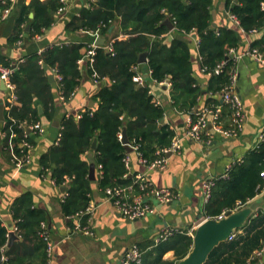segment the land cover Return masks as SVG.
<instances>
[{"label":"trees","instance_id":"trees-1","mask_svg":"<svg viewBox=\"0 0 264 264\" xmlns=\"http://www.w3.org/2000/svg\"><path fill=\"white\" fill-rule=\"evenodd\" d=\"M214 1L90 0L72 16L67 24L69 31H99L106 35L117 24L124 36L114 37L112 51L103 44L94 48L93 61L89 58L87 74L101 84L94 95L97 108L84 111L79 118L64 115L58 142L40 157L42 170L51 171L58 185L68 187V194L61 204L66 216L81 215L83 225L89 218L86 211L92 199V180L90 163L83 158L85 153L94 151L101 170L99 183L102 189L125 188L134 179L128 175L125 160L128 152L120 137L123 130L138 154L148 161L162 156L176 137L174 129L161 124L165 109L154 100L150 87L134 80L142 54H147L152 78L171 83L172 99L178 109L196 118L198 97L209 92L221 94L231 83L237 60L229 51L241 48L244 35L256 30L258 35L252 40L251 48L264 53V0H225L226 10L239 21V26L233 24L232 27L213 23ZM10 5V0H0V20ZM61 5L60 0H22L9 41L22 40L27 26H30L27 32L30 37L43 34L55 21L53 11L57 12ZM31 13H34L33 17ZM167 19L176 25L169 43L166 38L171 31L165 23ZM193 35L198 39L201 68L205 69L204 73L211 72L206 89L200 85L193 64ZM84 46L82 43L49 46L40 53L27 54L16 64L0 56V64L15 66L10 80L15 85L18 101L17 104L6 101V150H9V135L14 133L15 151L19 155L28 152L21 146L23 140L33 145L35 140L34 134L27 135L26 128L41 121L42 117L49 121L56 117L58 106L49 71L53 69L61 75L60 91L66 100L80 86L84 73L79 61L84 59ZM220 63H224L222 70L216 73ZM37 100L42 104L43 112L36 105ZM218 105H221V111L217 119L223 121L224 115L231 118V107L220 99L210 97L206 107ZM34 133L37 135L36 131ZM94 140L97 143L93 149ZM263 173L264 138L241 160L232 163L225 176L214 179L205 216L215 217L248 204L264 188ZM12 211L18 238L10 241V231L0 219V264H48V240L42 228V223L48 220L47 210L35 204L31 193H25L14 200ZM236 233L235 238L217 246L205 264L257 263L259 258L251 257L256 250L264 249V209L259 208ZM192 246V235L186 231L175 232L145 250L140 264H178ZM169 251H174L173 259L164 258Z\"/></svg>","mask_w":264,"mask_h":264},{"label":"crops","instance_id":"crops-1","mask_svg":"<svg viewBox=\"0 0 264 264\" xmlns=\"http://www.w3.org/2000/svg\"><path fill=\"white\" fill-rule=\"evenodd\" d=\"M29 1L26 0V2ZM89 1L68 0L64 12L53 11L55 21L43 34L30 37L27 33L29 31L27 26L24 38L16 43H11L9 38L14 33L15 21L19 12L18 5L22 0H17L10 14L0 20V56L10 61L11 64H16L27 54L40 53L49 46L65 43L85 45L82 48L84 59L79 61L84 78L68 100L61 99L59 79L55 70L49 71V78L50 75L54 76V80L50 79V81L53 83V94L58 106L57 114L51 121L45 117L38 121L44 130L37 135L29 127L26 128L27 133L34 134L35 143L31 150V161L22 165L21 168L16 167L12 150L9 147V150H6L5 147L6 101H9L11 91L1 85L0 104L4 105V119L0 120V219L12 232L15 227L12 204L22 194L31 193L35 204L46 209L48 213L47 230L54 244L52 252L48 254V264H120L132 246L138 245L148 250L153 245L164 241H158V239L167 230L186 231L193 236L198 223L206 217L205 206L208 201L204 196V183L209 179L224 176L233 161L243 158L248 151L258 146L262 141L261 134L264 133V64L251 56L244 55L238 58L236 66L238 74L236 91L242 97L245 113L244 129L238 136L225 137L213 127V116L210 115V141L200 142L192 138H182L181 150L168 156L169 163L166 169L148 170L147 166L140 161L135 148L128 153V175L134 180L131 185L125 187L126 198L131 200L135 196L142 195L145 201L156 207L155 213L139 219L124 216L110 200L105 190L100 187L101 170L92 150L83 155V158L90 164H96L95 179L91 183L92 199L88 207L92 211L87 213L89 218L86 225L82 224L81 215L73 218L66 216L61 204L68 194V187L58 185L53 180L51 171L46 173L42 170L40 157L58 142L61 120L64 115H74L79 118L84 111L97 108L98 103L94 95L101 84L87 74L89 48L96 45L98 37H103L104 44L107 45L115 36L119 38L124 36L117 24L113 25L106 35L100 34L99 31H69L67 24L72 16L78 14L83 6L89 4ZM212 15L216 26H234V21L226 10L225 0L214 1ZM175 30L176 28L170 30L169 35L174 37ZM257 35L256 33L244 35L243 44L238 51L243 53L251 47L252 40ZM191 38L194 44L192 59L196 76L202 88L206 89L209 75L201 68L198 39L194 35ZM136 67L137 74L142 76L143 84L150 87L154 100L165 109L161 124H167L174 129L175 138L183 136L189 113L179 110L174 104L171 83L168 80L166 82L154 80L148 60L144 63L139 62ZM212 94L209 92L198 97L197 112L206 107L207 100L212 96L222 101L220 94ZM10 103L17 104L18 101ZM36 105L40 112H43V106L39 100L36 101ZM225 111L227 113V110ZM230 122V116L224 115L221 124L230 125ZM143 181L150 183L147 190H142L141 184L139 186V183ZM137 183L138 186H136ZM159 188L170 189L174 194L173 200L159 203L154 194L149 193L151 189ZM257 200L262 201L257 210L264 209V190L249 203ZM80 225V229H77ZM84 227L88 228L89 233L84 230ZM174 257V251H169L164 256L166 259Z\"/></svg>","mask_w":264,"mask_h":264},{"label":"built area","instance_id":"built-area-1","mask_svg":"<svg viewBox=\"0 0 264 264\" xmlns=\"http://www.w3.org/2000/svg\"><path fill=\"white\" fill-rule=\"evenodd\" d=\"M11 5L8 6L2 13L1 18L5 19L11 12L13 6L16 4L17 0H10ZM94 1V0H92ZM62 5L59 7L58 12H64L67 8L68 0H60ZM262 7L264 8V2H262ZM231 19L234 21V24L236 26H239V21L234 15H230ZM243 34L246 32L243 29H240ZM256 30H254L252 33H255ZM198 43V41H197ZM97 47L94 45L93 47H90L88 50V55L91 61H93V55L95 53L94 48ZM105 48L109 51H112V45L111 43L107 44ZM229 54L238 60V58L248 55L256 59L258 62L264 64V53L260 52L258 49L251 48L249 47L245 52L240 53L238 50L231 48L229 51ZM224 63H220L216 69L215 72L219 73L222 70ZM15 66H4L0 64V89L1 85H5L10 91H11V96L9 98L10 102H15L17 101V96L14 92L15 90V85L13 82L10 80L11 74L14 72ZM203 72L205 69H202ZM57 78L61 80V75L57 72L54 71ZM206 74L210 75L211 72H207ZM134 80L140 84H143V79L142 76L137 74L134 77ZM238 81V74L237 70H235L232 73L231 76V83L227 85L221 95L222 101L229 105L232 110L231 114V123L228 127H225L224 125L221 124V121L218 120V113L221 111V106H216L215 108H210V107H205L202 110H200L197 114L196 118L193 117H188L187 122H186V127H185V132L183 136L177 137L174 139L172 142L171 146L166 148L164 150V154L153 161H148L145 159L143 156L139 154L140 161L144 163L147 166L148 170H156V169H166L168 163H169V157L168 153H177L181 150L182 148V138H192L198 141H210V120L209 116H213V127L222 133L225 137L232 138L238 136L244 129V124H245V113H244V103L242 100L241 95L236 91V84ZM166 82V81H164ZM62 100H65L64 96H61ZM31 130L36 131L37 134L43 132V127L40 122H36L30 126H28ZM29 133H27L28 135ZM26 135V136H27ZM14 136V133L10 134L9 136V148L13 152V159L14 163L17 168H21L22 165L29 163L31 161V150L33 147V144L29 142L28 140H23L22 142V147L27 148L29 151L24 152L22 155H19V153H16L14 151V142L12 141V138ZM122 137V134L120 135ZM206 137V138H205ZM264 138V133L261 134V140ZM133 146V145H132ZM134 147V146H133ZM136 148V147H134ZM126 164L128 167L129 163V157L127 156L125 158ZM241 160V158L236 159ZM233 161V163L235 162ZM231 166V165H230ZM229 166V168H230ZM264 174V173H263ZM225 176V175H224ZM216 178V177H215ZM209 179L204 183V196L206 201H209L211 194H212V186L214 184V179ZM150 187V183L147 181H143L141 183V188L142 190H147ZM264 190V188H263ZM106 194L110 197V200L114 203V205L118 208V210L126 217L130 219H139L143 218L149 214H153L156 212V207L143 199L142 195L135 196L133 199L128 200L126 198V192L125 188L123 187H118V188H107L105 189ZM150 194H154L155 199L159 203H167L171 202L174 198V194L172 191L168 188H159V189H151L149 191ZM245 205V204H244ZM241 204L237 208H235L233 211L238 210L239 208L244 206ZM91 208H87L86 213L91 212ZM228 210L224 211L222 214L215 216L217 219H222L224 218L226 212ZM210 218V216H206L204 219ZM81 225L77 227V229H80ZM42 228L43 231L46 232V239L48 240V254H50L54 248L53 242L50 240L49 232L47 230V223L43 222L42 223ZM88 228L84 227V230L89 233L87 230ZM17 226L14 227L13 231L17 232ZM176 230H167L163 235L160 236L158 241L161 240H166L169 236H171ZM236 232L232 233L229 237V239H233L236 237ZM145 250L139 247L138 245L132 246L130 249H128L127 253L125 256L122 258L120 261V264H140L144 258ZM264 257V249H259L256 250L251 257L253 258H259V263Z\"/></svg>","mask_w":264,"mask_h":264},{"label":"water","instance_id":"water-1","mask_svg":"<svg viewBox=\"0 0 264 264\" xmlns=\"http://www.w3.org/2000/svg\"><path fill=\"white\" fill-rule=\"evenodd\" d=\"M33 15L34 14L31 13L32 17ZM165 23L169 26L170 30L176 28V25L169 19H167ZM27 30H29V26L27 27ZM172 39L173 36L169 35L166 41L170 42ZM104 43L105 39L103 37H98L96 40L97 46L103 45ZM146 61L147 54L144 53L141 55L139 62L144 63ZM50 79L53 81L54 76L50 75ZM3 113L4 105L0 104V120L4 119ZM122 142L128 153L134 150L125 129L122 132ZM96 143L97 141L94 140L93 149L96 147ZM167 155L170 156L172 153L169 152ZM95 171L96 164L91 163L89 174L91 180L95 179ZM261 203V200H257L244 205L236 211L228 210L222 219H217L216 217L203 219L195 228L192 249L183 259L178 261V264H205L209 259L210 254L217 246H219L222 242L229 240L232 233L244 228ZM16 238H18L16 232H10V241L12 242ZM255 264H264V257L259 263Z\"/></svg>","mask_w":264,"mask_h":264}]
</instances>
